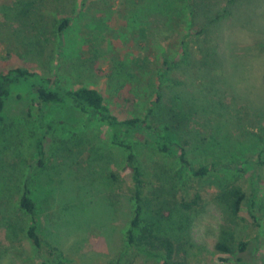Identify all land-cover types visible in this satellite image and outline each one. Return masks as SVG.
<instances>
[{"label": "rangeland", "instance_id": "374dc122", "mask_svg": "<svg viewBox=\"0 0 264 264\" xmlns=\"http://www.w3.org/2000/svg\"><path fill=\"white\" fill-rule=\"evenodd\" d=\"M229 1L204 0V9L191 16L192 0H0V71L25 66L66 88L95 87L122 119L146 113L160 92L169 107L184 95L185 108L199 112L193 130L199 136L191 135L202 138L204 154L240 158L245 172L198 181L185 171L179 180L175 158L128 141L143 168L170 180L163 182L166 189L158 202L148 197L152 205L172 211L162 227L177 241L189 235L196 244L194 264H264V165L246 163V158L264 161V0L233 6ZM63 17L71 26L61 42L56 27ZM187 33L189 57L183 62ZM164 55L180 63L169 74L179 84L160 89L157 73ZM23 109L21 103L9 106L6 132L0 136V264L35 261L36 251L24 234L27 218L17 201L31 173L40 130ZM222 115L232 120L224 125ZM50 119L46 166L31 174L45 239L70 264H162L126 242L133 213L128 151L112 144L111 132L100 121L85 128L86 117L76 110L55 108ZM201 155L195 153V162ZM228 183L241 185L247 194L236 220L214 201ZM198 196L191 212L179 207ZM224 226L236 231L237 242L249 244L229 263H221L215 250Z\"/></svg>", "mask_w": 264, "mask_h": 264}, {"label": "trees", "instance_id": "16d2710c", "mask_svg": "<svg viewBox=\"0 0 264 264\" xmlns=\"http://www.w3.org/2000/svg\"><path fill=\"white\" fill-rule=\"evenodd\" d=\"M240 1L242 0H230L229 6L240 3ZM200 8L204 9V0L201 2L192 0L191 16ZM226 12L229 13L228 7ZM70 26L71 20L67 17H63L57 24V33L61 42ZM189 35L187 33L182 42L181 60L183 62L189 57V46L186 41ZM161 61L162 65L157 73L160 89H163L165 85L177 86L179 83L171 81L169 74L175 64L180 63L170 61L167 55H164ZM184 98V95H180L178 103L174 107H169L163 104L160 92L157 100L152 101L146 113L140 112L134 117L122 119L114 114L106 103L102 91L95 87L66 88L53 82L50 77L25 66L6 72L0 71V136L6 132L9 106L13 103H21L24 106L25 118L36 120L37 129L40 130L33 143L34 159L31 164V173L23 181L17 201L19 211L27 218V225L24 229L25 238L36 251L33 264H70L64 252L55 244L47 241L43 235L38 220L39 205L33 196L31 177V174L41 171L46 166V140L53 130L50 115L52 110L58 107L76 110L86 117L83 125L85 128H88L94 121H100L111 132L112 144L128 151L126 168L131 172L133 183L131 202L133 213L125 230V238L129 247L139 253L158 257L162 264H194L192 260L193 257L196 258L194 254L197 255L196 244L189 235L177 241V236L170 232L169 228L162 227V221L170 219L172 211L152 205L148 197L152 195L154 201L158 202L163 198V192L166 189L163 182L170 183V180L163 179L162 174L156 169L149 171L143 168L137 162L133 147L128 142L131 139L137 140L161 156L175 158L179 162V169L176 172L179 180L185 177L183 175L185 171L190 174L191 178L198 181L214 175L245 172L246 167L239 164V157L232 158L223 155L210 157L204 154L206 148L202 138L193 139L191 135L199 136L200 132L193 131L197 125L195 115L199 112H193L192 109L187 110L183 105ZM221 108L217 106L218 110H222ZM222 116L224 125L232 120V118ZM203 120L204 123L208 122L206 118ZM196 152L199 156L202 153L203 159L200 162H195L198 160L193 158ZM246 163L251 167L264 165V161L259 160L255 164L250 158H246ZM112 177L116 179L113 174ZM199 200L198 196L192 202L181 201L179 207L191 212ZM246 200L245 190L235 183H228L221 187L214 197L217 207L230 220L238 218ZM253 205L254 201L250 209ZM249 212L251 213V210ZM182 226L184 225L179 227ZM12 227L13 225H10V228ZM248 248L249 244L246 241L237 242L236 231L233 228L224 226L220 229L215 250L221 263H229L231 258L245 253ZM238 260L242 261L241 257H238Z\"/></svg>", "mask_w": 264, "mask_h": 264}]
</instances>
